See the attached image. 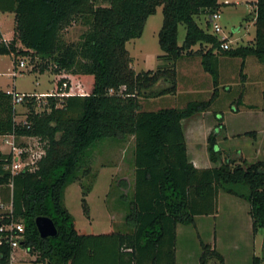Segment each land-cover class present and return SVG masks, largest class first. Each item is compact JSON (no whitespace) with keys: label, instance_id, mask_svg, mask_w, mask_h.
I'll return each mask as SVG.
<instances>
[{"label":"trees","instance_id":"obj_1","mask_svg":"<svg viewBox=\"0 0 264 264\" xmlns=\"http://www.w3.org/2000/svg\"><path fill=\"white\" fill-rule=\"evenodd\" d=\"M12 2L13 36L6 41L0 32V55H13L14 70L21 57H39V71L50 68L54 74L53 90L68 92L65 96H49L50 109L42 112L34 111L33 97L25 98L23 124L16 121L18 113L12 95L0 88V134L34 135L44 142L45 154L32 171L10 175L2 169L0 160V184L4 185L10 177L12 181L11 217L2 218L1 223H8L11 218L22 222L23 238L18 247L30 254L31 261L176 264L177 225H195L197 216L215 214L219 191L245 199L253 233L262 230L264 234V160L247 162L243 156L234 158L229 152L223 155V150L216 147V132L212 130L206 140L213 165L196 167L188 158L181 122L212 109L219 95L218 55L240 57L242 78L247 56L264 63V0L253 2V40L228 49H221L224 39L209 30L208 16L218 11V0ZM159 5L163 13L157 34L162 51L157 56L159 63L155 69L136 72L125 43L141 36L146 19ZM200 17L204 27L197 21ZM74 22L85 29L77 41H67L62 32ZM181 23L185 31L179 44ZM193 55L213 78L210 97L188 100L183 107L142 108L143 98L176 93V61ZM160 81L162 85L158 84ZM241 96L239 92L237 99L231 101L234 111L242 103ZM212 113L216 116L217 112ZM216 120V125L222 127L223 116ZM243 134L254 137L256 131ZM129 136L133 137L132 192L130 196L122 195L128 206L124 214L127 231L79 232L62 201L65 186L91 170L89 147L95 141ZM119 183L125 185V180ZM88 191L87 187L82 190L80 202L89 218ZM8 196L9 188H4L0 197L6 200ZM37 216L53 221L54 236H40L35 224ZM5 239V231L1 230L0 264H9L13 256ZM200 245L198 264H210L212 259L223 264L215 247L203 241ZM262 263V257L252 256L250 264Z\"/></svg>","mask_w":264,"mask_h":264},{"label":"rangeland","instance_id":"obj_2","mask_svg":"<svg viewBox=\"0 0 264 264\" xmlns=\"http://www.w3.org/2000/svg\"><path fill=\"white\" fill-rule=\"evenodd\" d=\"M220 1L228 2L221 7L222 11H220L218 23L221 25L222 31L217 35L220 38L226 36L225 40L230 47L249 44L255 35V26L251 18L253 14V2L251 1L253 0ZM248 16L250 19H246ZM162 19V6L159 5L155 13L149 15L146 19L141 36L131 38L125 43L132 58L131 66L136 72L155 69L159 63L157 56L162 54V51L158 44L157 34L162 25ZM197 21L204 27L202 17L198 18ZM0 25L5 36L11 35L10 20L1 18ZM84 29L83 25L74 22L62 32V36L67 41H77ZM209 30L212 31L211 26ZM184 31V24H179V44L182 43ZM194 48H198V45ZM30 57V55L21 57L25 61V66L20 73L18 72L14 76L13 55H0L1 89L8 90L14 87L17 92L37 93L53 90L54 74L51 69L39 71L42 59ZM189 59L191 60L190 63L185 62ZM217 60L219 65H222L221 69L226 77L223 80L219 79V95L213 103L212 109L208 115H194L184 121L189 156L191 160H196L201 167H207L208 164H211L207 155L206 139L209 132L214 130L217 141L223 136L220 144H218L222 147L223 155L229 152V156L240 159L243 154L244 160L247 162L264 160L262 138L257 139L256 143L253 136L243 134L246 131L254 130L257 131L256 136L263 134L261 128L264 124V110L262 109L264 104V63H259L254 56H247L242 68L244 74L242 78L240 76L242 62L240 57L218 55ZM230 61L232 66L227 63ZM235 66L237 68L236 74H234ZM176 67L180 75L176 93L143 98L140 101L142 108L158 110L171 106L183 107L188 100L210 97L213 90V78L203 70L197 55L190 58L184 57L176 61ZM11 70L10 76L8 72ZM186 75L190 79L189 81ZM225 87H228L229 90ZM239 92L242 93V103L237 107L239 110L234 111L230 104L232 100L237 99ZM251 105L253 108L247 107ZM17 107L18 115L16 119H21L23 108ZM212 110L217 112L216 118L223 116L222 122L226 126L225 130H219L221 125H216L217 120ZM197 119H203V122H197L195 132H193L194 122ZM236 132L240 135L233 134L232 137L224 138L225 133L232 134ZM218 145L216 147H219ZM237 148L239 150H236ZM0 149H6L5 144L2 142H0ZM89 150L92 152L91 158H89L91 159V162H89L91 170L80 177L79 180L65 186L62 198L63 204L73 216L76 227L81 233H98L110 230L127 231L124 224V214L128 206L122 195L128 193L130 196L132 192L133 137L97 140L89 147ZM253 152L258 156H254ZM251 157L256 159H249ZM123 179L125 185L121 186L119 182ZM128 184L131 187L127 188ZM86 187L89 189L86 201L90 208V218L84 215L80 202L82 190H85ZM231 195L225 191H220L219 211L216 216L200 215L196 217V225L181 224L180 228L186 230L187 235L183 236V242L180 237L179 243L181 245L188 243L189 246L198 248L199 253L201 251L200 241H211L212 237L216 235L219 250L227 259L231 258L229 259L231 264L237 259H239L236 261L237 264H250L252 253L264 257L263 233L261 232L257 236L253 246L250 242L252 237L244 221V215L242 212H238L241 206L235 207L237 197L247 205L248 202L239 196L234 195L236 196L234 197ZM235 243L238 249L235 251L229 250V247H233ZM15 252L11 264H40L31 261L30 254L20 247H17ZM180 260H183V257ZM193 262L194 259H191L190 264H193Z\"/></svg>","mask_w":264,"mask_h":264},{"label":"built area","instance_id":"obj_3","mask_svg":"<svg viewBox=\"0 0 264 264\" xmlns=\"http://www.w3.org/2000/svg\"><path fill=\"white\" fill-rule=\"evenodd\" d=\"M211 22V28L214 33H219L222 31L221 25L218 23L220 19V13L215 11L208 16ZM225 37H222L223 42L220 44L221 49L230 48L228 42L225 40ZM25 66V61L20 60L17 69L14 70L13 75L15 76L18 72L20 73L23 67ZM66 86L63 83V88ZM7 93L12 95V101L16 108V112L18 107H22V102L27 97H33L35 99V112L47 111L50 109L48 103L49 96H65L68 95L64 89L57 93L54 90L47 92H17L13 91V89L6 90ZM23 111L25 112V108ZM22 111L23 117L21 119H16L17 122L26 123V115ZM18 113V112H17ZM18 115V114H17ZM17 118V116H16ZM0 142L5 144L6 149H0V160L2 162V169L8 171L10 175H14L18 172H26L32 171L37 167L38 161L45 154L44 142L38 136L34 135H26V134H15L6 133L0 134ZM4 188H9V196L6 200H3L0 197V231H5V240L8 241L12 250L19 246L20 240L23 238V224L21 221L13 220L12 218L8 223H1V219L4 217H11L12 213V181L11 177L8 182L4 185L0 184V194Z\"/></svg>","mask_w":264,"mask_h":264},{"label":"crops","instance_id":"obj_4","mask_svg":"<svg viewBox=\"0 0 264 264\" xmlns=\"http://www.w3.org/2000/svg\"><path fill=\"white\" fill-rule=\"evenodd\" d=\"M13 0H0V19L2 18V19H4V18H6L8 21L10 20V24H11V35H9V36H5V33L3 32V30L1 29V25H0V32H1V35H2V37H3V39L4 40H6V41H8V40H10L11 38H12V36H13V27H14V12L12 11V4H13V2H12ZM246 1H248V0H246ZM251 1V0H250ZM255 0H253V1H251V2H254ZM218 2L221 4L220 6H219V8H218V12L220 13V11H222L221 9V7H222V5H224L226 2H228V1H226V2H224V1H220V0H218ZM248 18H249V16H248ZM252 18V17H251ZM250 19V18H249ZM253 20V19H252ZM185 62H191V60L189 59V60H187V61H185ZM227 63H230L231 64V61L230 62H227ZM158 65V64H157ZM231 66H232V64H231ZM177 68V67H176ZM222 65L220 66L219 65V79L220 80H223V79H225V77H226V75H224L223 74V71H222ZM229 68H230V66H229ZM236 66H235V68H234V74H236ZM12 70H13V67H12ZM12 70L10 71V72H8V74H10V76H11V73H12ZM14 71V70H13ZM178 77H180V75H179V71L177 70V85H178ZM186 77H187V80L189 81L190 79L188 78V76L186 75ZM159 85H162L163 84V82L162 81H160L159 83H158ZM14 90H15V88L14 87H12ZM24 93H27V92H24ZM166 95H168V94H166ZM149 98H152V97H149ZM232 106H233V104H230V107L232 108ZM238 107V106H237ZM239 110V109H238ZM210 111H206V112H199V113H196V114H194V115H204V114H206V115H208V113H209ZM194 115H192V116H194ZM192 116H190V117H192ZM190 117H188V118H190ZM187 118H184V119H182V127H183V130H184V134H185V139H186V145H187V154H188V158H189V160L196 166V167H201V165L200 164H198V162H196V160H191V158H190V156H189V151H188V141H187V135H186V131H185V129H184V121L186 120ZM215 119H216V116H215ZM197 122L198 123H202L203 122V119H200V120H195V122H194V128L192 129L193 130V132H195V130L194 129H196V124H197ZM204 125V124H203ZM225 128H226V126H225V124L223 123L222 124V127L219 129V130H225ZM264 124L262 125V128H261V131L263 132V134H261L260 136H256V134H255V136L253 137V139H254V141L257 143V139H259L260 140V138H262V141H263V146H262V153H263V155H264ZM255 131V130H254ZM260 131V132H261ZM257 132V131H256ZM235 135V134H238L237 132L236 133H232V134H227V133H225L224 134V138H228L229 136L230 137H232V135ZM223 137V136H222ZM222 137H221V139H222ZM221 139L220 140H218L217 141V145L218 144H220V142H221ZM219 147H217V148H219V149H221L222 147L220 146V145H218ZM255 146V145H254ZM236 150H239V148H237ZM241 151V150H240ZM242 153V152H241ZM241 153H240V155H241ZM254 153V156H258L257 154H255V152H253ZM207 155H208V152H207ZM239 155V156H240ZM241 156H243L244 157V155L242 154ZM209 158V157H208ZM249 159H256V158H253V157H251V158H249ZM211 162V161H210ZM213 165V163H211V164H208L207 165V167L208 166H212ZM219 193H220V191H219ZM219 193H218V198H217V212L215 213V214H213V215H217L218 214V211H219ZM231 195V194H230ZM231 196H234V195H231ZM234 197H236V196H234ZM237 203V204H236ZM236 203H235V207H237V206H241V208L238 210V212L240 211V212H242V214L244 215V221H245V223H246V225H247V228L249 229V232H250V235H251V243L253 244V246L255 245V242H256V240H257V236L262 232L263 233V231L262 230H258L256 233H253V231H252V226H251V217H250V215H249V204L247 205V203H243V202H241V200L237 197V199H236ZM234 211H237V210H234ZM90 217H91V215H90ZM89 217V218H90ZM181 224H178L177 225V228H176V232H177V243H176V251H175V258H176V264H190V260L191 259H194V262H193V264H198V258H199V253H198V248H193V247H191V246H189L188 245V243H186V244H184V245H181L180 243H179V238L181 237V241L183 242V236H186L187 234H186V230H183V229H181L180 226ZM195 225H196V222H195ZM111 231V230H110ZM104 232H109V231H104ZM99 233V232H98ZM263 240H264V234H263V238H262ZM181 242V243H182ZM217 242H218V239H217V236L216 235H214L213 237H212V240L211 241H208V242H205V243H209L212 247H215L219 252H220V254L222 255V257H223V264H231L230 262H231V260H229V259H231V258H229V259H227L226 257H225V255H223L222 253H221V251L219 250V248H218V245H217ZM179 245H180V248H179ZM179 248V249H178ZM230 248V249H229ZM228 249L229 250H237L238 249V246H237V244L235 243L234 244V246L233 247H229ZM16 249L17 248H15L14 250H13V256L11 257V261L9 262V264H11L12 263V259L14 258V255H15V251H16ZM179 254H180V257H179ZM252 256H258V255H256V254H254V253H252ZM252 256H251V258H252ZM182 257H183V260H180V259H182ZM236 258V257H235ZM234 258V259H235ZM233 259V260H234ZM239 259H237V260H234V262H233V264H237L236 263V261H238ZM210 264H217V262L215 261V260H211L210 261ZM262 264H264V257H263V263Z\"/></svg>","mask_w":264,"mask_h":264},{"label":"water","instance_id":"obj_5","mask_svg":"<svg viewBox=\"0 0 264 264\" xmlns=\"http://www.w3.org/2000/svg\"><path fill=\"white\" fill-rule=\"evenodd\" d=\"M35 224L40 236H54L56 234V227L53 221L47 216H37L35 218Z\"/></svg>","mask_w":264,"mask_h":264}]
</instances>
